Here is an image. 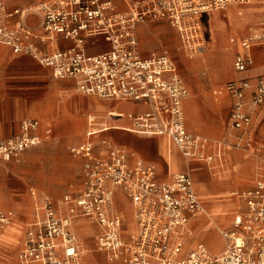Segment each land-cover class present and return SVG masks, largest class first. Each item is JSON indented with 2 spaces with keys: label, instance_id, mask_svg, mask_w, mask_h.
Segmentation results:
<instances>
[{
  "label": "built area",
  "instance_id": "1",
  "mask_svg": "<svg viewBox=\"0 0 264 264\" xmlns=\"http://www.w3.org/2000/svg\"><path fill=\"white\" fill-rule=\"evenodd\" d=\"M249 2L134 0L127 11L118 12L112 0H48L36 9H8L0 0V47L29 56L55 79L75 82L85 96L145 105L141 113L107 117L125 118L131 124L128 131L137 135L165 138L170 151L178 152L186 164H205L215 175L225 168L227 142L210 141L187 129L184 104L190 93L177 63L168 53L144 58L138 28L169 22L180 36L181 51L192 58L205 50L203 14ZM31 14L41 16L40 32L27 24ZM98 38L109 50L90 55L88 44ZM61 42L70 46L60 49ZM256 44H264V30L241 41L243 52L233 63L236 73L254 66L251 50ZM215 94L232 98L233 147L255 163L253 187L232 196L241 210L229 229L217 227L224 245L219 256L204 244L184 252L183 237L191 220L200 214L208 217L192 176L180 173L159 181L155 166L132 164V154L104 136L110 125L90 116L84 141L70 148L72 157L81 161L79 188L57 203L44 200L27 229L17 264H86L76 230L80 221L94 226L96 252L105 264H264V140L257 142L254 133L255 114L264 107V77L229 82ZM39 127L37 120L24 121L19 136L0 141V168L41 143ZM119 192L132 204L134 224L128 234L121 231ZM14 218L11 211L0 212V234Z\"/></svg>",
  "mask_w": 264,
  "mask_h": 264
},
{
  "label": "crops",
  "instance_id": "2",
  "mask_svg": "<svg viewBox=\"0 0 264 264\" xmlns=\"http://www.w3.org/2000/svg\"><path fill=\"white\" fill-rule=\"evenodd\" d=\"M1 1L7 4L6 0H1ZM17 1L27 5V4H36L42 1H44L45 3L48 0H24V1L17 0ZM132 1L134 0H112L118 12L127 11L129 3H131ZM15 7H19L21 9L26 8V7L22 8V6H20L18 3H14L13 8ZM41 21L42 19L39 14H31L26 20L27 24L30 27H32L33 29L39 32L41 31L40 30ZM200 22L204 37L207 43L209 44V47L211 48L212 52H216L217 54L214 57L215 60L209 64L210 70L215 75L216 80L209 81L206 80L205 78L199 77L197 79L198 81L197 85L199 87H194V83L192 82L193 79H191V77L187 79L188 84L186 83V86L188 90H189L188 86H190L192 91V96H189V98L186 100L184 104L188 115V123H186V127L188 130L189 129L197 130V131H192V130L189 131L197 133L202 137L210 141H213L209 137H214L215 134L204 125V123L206 124V119L204 118H208L209 116L213 115V113L216 110V106L213 103V97H212L213 89L217 85L219 86L223 85L222 83L225 82L227 84L232 81H238L243 79H249L254 81L259 77H264V44H256L253 46L251 50V56L254 60V66L248 71L243 73H236L235 70L232 71V69H230L229 67V59L232 58L233 54L236 53L234 55V59H235V56L237 54L243 52L240 45L242 39H237V38H241L244 36L248 38L264 30V0H250V2L247 5H243V6L231 5L224 11L215 12L214 14H211L210 16L205 18L204 21L201 16ZM203 22H205V25ZM147 24H154L156 26L164 28L167 22L157 21V22H148ZM144 28L145 27L142 28L140 27V29H144ZM231 36L235 38L230 39L229 42V37ZM138 38H139V34H138ZM232 40H234L235 43H232L231 42ZM69 46L70 43L61 42L59 48L66 49ZM204 48H205V40H204ZM107 50H109V45L106 44L100 38L93 39L88 44V53L90 55H97ZM140 52L141 55L143 56L141 48H140ZM7 56H10L12 59H15L20 64H24L27 68L26 70L33 71L34 68L36 67V65L33 62L34 60L29 56L17 53L10 48L1 46L0 60L6 58ZM38 66L41 68L39 71L42 72L43 74L50 73L52 75L50 70L41 67L39 64ZM187 68L189 69L190 67L187 66ZM238 76H241L242 78L239 79ZM53 79L54 80H53L51 98L57 99L60 96L64 97V95H66L65 100L73 101L74 105L72 104L73 107L72 110L70 111L73 117H75L80 113H82L83 116L87 113H90L88 117L96 116L105 120V121L103 120L100 121L102 123H108L111 129L109 132L104 134V136L110 138L115 144L128 150L132 154L131 157L132 164L136 162H142L147 165L155 166L157 179L161 182L170 181L172 175H176L180 173H189L192 176L197 195L201 200L208 214V217L204 214H200L196 218L191 220L188 230L185 236L183 237L184 252L188 253L189 251L194 249L197 245L204 244L212 255L219 256L223 252L224 248L212 250L208 245L207 237L211 234H214L219 240H222L217 231V227H220L221 229L224 230L229 229L235 214L239 210H241L242 208L241 205L237 200H234L232 196L235 190L237 191L249 190L254 185L255 173L253 175H252L253 172L251 173L252 170L250 168V163H249L250 158L246 155H242L237 152H230L229 161H231L230 165L233 167V176L232 177L229 176L226 177L225 179L217 180L212 176L213 174L209 170H207V168L203 164H199V163L186 164L182 159V157L178 154V152H176L175 150L170 151L168 141L165 138L137 135L135 133L128 131V129L131 127V124L125 118L118 119V118L107 117L109 116V114L126 116L127 114L141 113L146 110L145 105L135 102H118L115 100H101L96 97L85 96L80 92H78L75 82L71 80H59V79H55L54 77ZM57 89L63 91L60 92ZM218 96L232 100V98L227 94H222ZM12 106L14 111L12 123L10 125V128L7 129V131L4 128L0 129V141H2L5 137H7V135H9L8 132L10 130L13 136L16 131V127H18L20 121L24 119H31L34 117V113L30 109L26 108V104L22 99L16 98ZM198 107L199 109H201L203 115V119H202L203 124H200V122L195 118L196 115L194 111L198 110ZM260 112H261L260 117H262V114L264 113V107ZM88 117L86 120L85 133L88 128L87 125ZM31 120H35V119H31ZM260 122L263 123V127L261 130H264V115ZM48 129H50L52 132L51 124L47 125L46 135ZM39 130L37 132L38 135H39ZM261 130L258 129L254 123V133L257 142L264 140V135H262ZM85 133L80 143L84 141ZM77 162H79L80 164V171L78 175L80 179L81 161L78 160ZM4 163L6 162H3L1 164V167ZM203 177H205L206 179L203 180L202 179ZM251 177L253 180L250 183V186L241 183L245 178H251ZM200 185L204 187L203 190L201 191L197 190V186ZM67 191L68 190H66L64 194L67 193ZM32 192L35 191L33 189H30L29 194L32 201V208L30 214L31 220L26 225V229L24 232L23 229L20 227V225L14 223L16 220V214L13 210L0 211V212H9V211L13 212L15 214L13 224H16L15 230L13 229L11 230L9 226L0 234V242H2L0 243V257L1 255L11 254L10 257H7L8 259L7 258L2 260L0 259V264L18 263V255L23 248L25 234L27 232L29 225L37 219L38 212L40 211L39 208L42 207L44 200L47 198L51 199L49 197L40 196L39 194L37 195L36 192L35 195H33ZM59 201L57 200L54 202L57 203ZM116 202H117V208L120 211L123 218V222H124L123 225H128L130 227L129 231L125 233L128 234L133 230V224H134L132 204L121 192L117 194ZM76 230L80 239L81 237H83L87 243L89 239L86 240V238L82 236V234L84 233L83 231L84 228L83 227L81 228L80 226L77 227ZM93 233H94V229H93ZM103 264H105V260Z\"/></svg>",
  "mask_w": 264,
  "mask_h": 264
},
{
  "label": "rangeland",
  "instance_id": "3",
  "mask_svg": "<svg viewBox=\"0 0 264 264\" xmlns=\"http://www.w3.org/2000/svg\"><path fill=\"white\" fill-rule=\"evenodd\" d=\"M6 1V7L8 9H12L14 3H18L22 8L26 7L24 9H32V7L40 6L44 3V1H42L36 4L25 5L17 0ZM211 14L202 16L203 21ZM203 23L205 25V22ZM140 27L145 28L140 29ZM140 27L138 30L139 46L144 58L149 57L152 53H168L177 63L179 72L185 83L188 84L187 79L191 77L194 87H199L197 85V79L199 77L209 81L216 80L215 75L210 70L209 64L215 60L214 57L217 54L216 52H212L209 47L204 37L203 30L202 36L205 40L206 49L202 54L190 58L181 51L180 36L169 22H167L164 28L147 23ZM232 38L235 37H229V42ZM246 38L247 37L244 36L237 39L243 40ZM235 54L236 53L229 59V67L232 71L234 70L233 60ZM0 61V129L4 128L7 131V129L10 128L14 115L12 104L15 102L16 98L22 99L26 104V108L34 113V117L31 119L38 120L41 124L39 130L41 143L20 154L16 160L4 163L0 169V211L13 210L16 214L14 223L20 225L24 232L26 225L31 220L32 201L29 194L30 189H33L37 195L49 197L53 201H59L66 190H68L67 192L78 190L80 185V179L78 177L80 164L77 162L78 160L76 161L70 154V148L82 141L86 130V120L90 113L84 116L80 113L73 117L70 112L74 105L73 101L65 100L66 95H64V97L60 96L57 99L51 98L54 79L50 73L43 74L40 72L39 70L41 68L35 61L32 60L36 65L33 71L26 70L27 68L24 64L18 63L10 56ZM187 66H189L191 70H189ZM238 78L240 79L242 77L238 76ZM222 84L223 85L220 84L221 86L217 85L212 91L213 103L216 106V110L213 115L204 118L206 119V124L204 123V125L215 134L214 137H209L211 140L227 142L226 158L230 152H237L250 158L249 163L253 175L255 173V163L252 157L233 147L236 141L235 133L231 130L230 122L233 100L219 97L215 94V92L220 91L221 87H223L226 82ZM188 87L190 96H192L191 88L190 86ZM59 91L61 92L63 90ZM261 110L262 109L258 110L254 117V123L260 130L263 127V123L260 121L264 115L263 113L262 117H260ZM194 112L196 115L195 118L200 124H203L201 109L198 107V110ZM185 116L186 123H188L186 107ZM31 119L20 121L14 135L12 136L10 130L8 132L9 135L2 141L19 136L21 124ZM48 124L52 126L50 136L46 135ZM261 133L264 135V130H261ZM226 158L224 163H226ZM203 165L208 170V167L205 164ZM212 176L217 180L225 179L229 176L232 177L233 167L231 165L225 167L224 170H220L217 174H213ZM202 179L204 180L206 178L203 177ZM252 180V177L245 178L241 183L250 186ZM203 188L202 185L197 186V190L199 191L203 190ZM236 191L237 190L234 192ZM234 200L236 199L234 198ZM16 224L11 225L9 228L15 230ZM79 225L81 228L83 227L85 229L86 240L89 239V241H87V247L96 252V245L93 240V225L86 221H80ZM207 242L212 250L224 248L222 240H219L214 234L207 237ZM10 256L11 254L1 255L0 259H6ZM96 257L99 260H105L102 254L97 253Z\"/></svg>",
  "mask_w": 264,
  "mask_h": 264
},
{
  "label": "bare ground",
  "instance_id": "4",
  "mask_svg": "<svg viewBox=\"0 0 264 264\" xmlns=\"http://www.w3.org/2000/svg\"><path fill=\"white\" fill-rule=\"evenodd\" d=\"M37 7L38 6L32 7V9H36ZM205 14H211V13H205ZM205 14H203V15H205ZM229 158L230 157L228 155V157L226 158V165H225V167L226 166H229L231 164V161H229ZM129 229H130V227L128 225H123L122 228H121V231L124 232V233H127L129 231ZM83 231L85 233V229ZM84 233L82 234V236L85 237V234ZM81 251H82V254H83L84 262L86 264H96V263L104 262L103 260L97 259V257H96L97 252H94V251L90 250L87 247V243H86V241H85V239L83 237H81Z\"/></svg>",
  "mask_w": 264,
  "mask_h": 264
}]
</instances>
